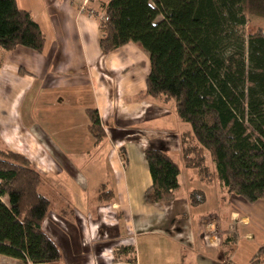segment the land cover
<instances>
[{"label": "crops", "instance_id": "0c3cea01", "mask_svg": "<svg viewBox=\"0 0 264 264\" xmlns=\"http://www.w3.org/2000/svg\"><path fill=\"white\" fill-rule=\"evenodd\" d=\"M20 1L17 0L18 5L31 12L44 32L45 44L40 53L22 46L3 53L0 147L24 155L34 165L45 177V192L59 173L74 170L70 160L84 158L83 167L80 165L78 169L97 174L92 178L78 175L71 184L72 200H63L62 196L58 202L60 206L64 202L76 206L74 211L82 214L84 234L89 241L99 232L96 221L101 218L102 208L118 209L119 220L124 219L127 226L124 246L133 247V252L119 255L122 261L111 264H140L143 255L153 260V255L148 256L150 253L141 255L151 245V236L178 245L175 251L158 255L160 264H248L264 243V198L246 202L228 194L215 174L200 176L195 169L184 166L179 147L182 135L190 131L189 126L177 117L172 102L138 98L149 73L147 53L129 42L103 54L99 26L87 16L88 10L83 9L82 13L78 10L82 0ZM105 1L90 0L85 8L98 10ZM20 68L25 72L21 73ZM87 108L98 112L106 134L98 143L88 130L91 122L85 113ZM149 147L178 159L179 189L168 202L143 201V193L151 185L144 157V150ZM54 149L59 152L60 163L52 152ZM103 184L114 195L107 204L96 199ZM192 192L203 194V201L193 205ZM57 214L52 213L54 218ZM49 218L45 226L55 237L68 241L65 232L52 230L55 222ZM206 218L214 219L216 232L223 230L216 238V243L220 239L221 244L208 245L212 226L207 222L208 229H202ZM233 219L237 221L235 240L224 241ZM166 229H171L172 237L168 238ZM122 230L119 226V235ZM98 257L90 255L87 260Z\"/></svg>", "mask_w": 264, "mask_h": 264}, {"label": "trees", "instance_id": "16d2710c", "mask_svg": "<svg viewBox=\"0 0 264 264\" xmlns=\"http://www.w3.org/2000/svg\"><path fill=\"white\" fill-rule=\"evenodd\" d=\"M102 7V53L129 42L145 51L149 73L138 98L172 102L189 126L181 137L184 166L200 176L215 174L228 194L246 202L264 198V29L246 36L243 30L248 14L264 18V0H106ZM44 44L45 34L31 12L17 0H0V66L4 54L18 46L40 53ZM86 114L98 143L106 136L100 116L89 108ZM144 157L151 176L144 203L172 200L179 189V165L158 148H146ZM45 181L24 155L0 148V257L64 264L45 226L54 201L43 190ZM191 198L197 205L204 196L192 192ZM96 199L107 204L114 195L103 184ZM57 203L60 217L75 215L65 202ZM230 240L233 235L225 241ZM132 252L133 247L123 246L115 255ZM263 262L264 243L248 264Z\"/></svg>", "mask_w": 264, "mask_h": 264}, {"label": "rangeland", "instance_id": "374dc122", "mask_svg": "<svg viewBox=\"0 0 264 264\" xmlns=\"http://www.w3.org/2000/svg\"><path fill=\"white\" fill-rule=\"evenodd\" d=\"M89 1L90 0H82V4L80 6H78V10L81 11V13L84 12V10H88L87 12H85L87 14V16H89V17L91 16L92 19L99 26V22L104 17V11H103L102 5L106 1L103 4L99 5L98 10L95 8H92V7H90L89 9L85 8L86 5H89V3H90ZM20 5H21V1H20ZM248 13H251V12L249 11ZM248 15H249L248 16L249 19L247 21V24L243 28V30L245 32V36L249 32L254 31L256 28H263L264 29V18L257 17V16H255L256 14H252V13L248 14ZM160 19H162V16L157 17V20H160ZM98 31L101 35L100 29ZM85 113H86V109H85ZM86 116H87V114H86ZM87 118H88V116H87ZM185 125H187V124H185ZM43 130L47 131L44 127H43ZM182 147L183 146L181 144L179 147L180 153L182 151ZM4 149H7V148H4ZM52 152H53L57 162L60 163L61 158L57 154L59 152L55 151V149ZM41 153L43 155V152H41ZM18 154H20V153H18ZM72 155H75L77 157H81L78 154H72ZM85 156L86 155H84V157ZM83 159L84 158L70 160V163H73L72 166L74 167V170H71V171L66 170L63 173H59L56 177L57 179L53 178V181L51 184L52 186L51 185L49 186L50 190L48 191L49 192L48 194L50 197H54V201L52 202L53 205L51 207V211L49 212L50 214L48 216L50 218H53L52 222H55V224L53 225V227L51 226V228H52V230L54 229V231H57V232H59V230L61 231V233L65 232V234L68 237V241L62 239L61 237H55L54 236L55 233H51V234L53 237H55V240L57 241V243L59 244V246L61 248V251L63 253L64 264H103V263L104 264H111L114 262L119 263L122 261V259H119L122 256L117 257V255H115V253H118L119 248L123 247L127 243L126 234L124 232L125 230L127 231V226L125 224L124 219L122 221L119 220V216L121 215V213L118 211V209H116V210L110 209L109 207H103L102 208V210L99 214V216L101 218H99V220L97 219L98 221H96L97 222L96 229L99 232H95V234L93 235L92 241H89L87 236L85 237L84 227H83L84 223L81 220L82 217L80 216L82 214H80L79 211L77 213L74 211V214H75L74 216L69 214V218H66L65 220L59 219L61 217L58 214H57V217H55V218H54V215H52V213H57V209H58L57 208V206H58L57 201H60L62 199V196L64 197L63 200H65L66 198H68L69 201L72 200L73 197L71 194L73 193V191L71 188V184L73 183V180H76V177L78 175L84 174L86 177L92 178L93 176H95L97 174V173L92 174L91 171H89L87 169L84 170L85 173H83L84 171L81 172V170L78 169L80 167V165H81V167H83ZM181 159H182V155H181ZM174 161L178 164L177 158H175ZM207 164L211 168V170L213 171L214 165L210 161V159H208ZM87 166H89V164H87L85 167H87ZM33 167H35V166L33 165ZM73 177L75 179H73ZM2 200L4 202H6L5 197H3ZM207 205H210V204L208 203ZM71 207L73 209L76 208L75 205H73ZM78 208H79V210H82L80 206H78ZM50 218H49V220H50ZM137 220H138V216H135L134 221L136 222ZM213 220H212V218H206L203 220V223H202V229H205V230L208 229L206 227L210 226V224L212 226V228L209 230L208 237H207L208 245H211V246L221 244L222 241L220 239H218L219 242L216 243V241H217L216 238L221 236V234L223 233L222 229H221V232L219 229L217 232L214 230V228H213L214 224H212ZM217 221H218V219H217ZM174 222H175V220H174ZM207 222L210 224H207ZM236 224H237V221L235 219H233L232 223L229 226V231H228L229 233L226 232L227 234L224 237V241L226 240L225 238H227L229 234L233 235V233H235ZM119 226H121L123 229L122 232L120 233V235H119V232H117V229ZM46 229L50 233L49 228H46ZM166 230H168L167 231L168 238L172 237L169 234L171 229H166ZM214 234H218V235L214 237L213 236ZM210 236H213V237L210 239ZM149 239L151 240V245L149 246V248L146 247L145 251L141 252V255L143 253H150V254H148V256L153 255L154 259L148 260L149 257H144L145 255H143L141 257V260H139L140 264H160V262H158V260H160V259H158V255L163 253V251L164 252L175 251L178 247L177 244L170 242V240L168 242L163 243L162 240H159V236H151ZM122 240L126 241V242H123ZM134 247H135L134 252H136L137 246L134 245ZM140 251H142V250H140ZM90 255H99V257L97 258L98 260H92V261L87 260L88 256H90ZM5 259L6 258L0 259V264H31V263H22L21 261L14 259V258H10V257L7 258L6 260ZM124 262H127V261H124ZM162 264H164V263H162Z\"/></svg>", "mask_w": 264, "mask_h": 264}]
</instances>
